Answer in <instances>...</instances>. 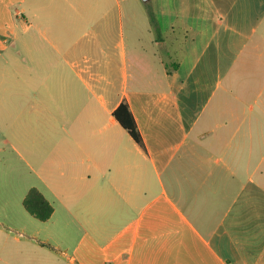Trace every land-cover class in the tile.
<instances>
[{"label": "crops", "instance_id": "crops-1", "mask_svg": "<svg viewBox=\"0 0 264 264\" xmlns=\"http://www.w3.org/2000/svg\"><path fill=\"white\" fill-rule=\"evenodd\" d=\"M20 1L31 64L0 105L30 93L35 180L0 214V262L264 264V0ZM138 6L151 50L125 35Z\"/></svg>", "mask_w": 264, "mask_h": 264}, {"label": "rangeland", "instance_id": "rangeland-1", "mask_svg": "<svg viewBox=\"0 0 264 264\" xmlns=\"http://www.w3.org/2000/svg\"><path fill=\"white\" fill-rule=\"evenodd\" d=\"M22 6L23 4L20 0H0V32L14 34V38L11 39L9 37L11 39L10 42L6 44L0 43V84L7 87H14L16 84L15 71L17 66L15 58L17 55L19 57L18 52H20V58H23L22 68L30 67L31 64L29 34L23 33L19 24H14L18 19L16 16L18 11H20L19 18H23L21 13ZM149 24L150 18L145 8L138 6L133 14L127 13L124 30L127 39L129 36L134 44H138V37H143V40L140 41L141 46L145 45L151 50L150 43H148L150 33L146 31V27ZM15 35L19 38L16 44ZM22 40L25 42L23 43ZM4 101L5 104L2 103L0 105V214H4L6 209L11 210L12 214H14L18 213L19 201L22 198L20 197L21 193L27 189V185L32 184L35 180L32 174L30 138L33 120L32 103L30 93L27 94L23 107L20 105L16 107L14 93L5 94ZM21 107L23 111L19 118L16 119L15 108L20 109ZM45 115L46 117L49 116L47 112ZM16 128L23 134L29 132L28 140L17 141ZM0 264L3 263L0 262Z\"/></svg>", "mask_w": 264, "mask_h": 264}, {"label": "trees", "instance_id": "trees-1", "mask_svg": "<svg viewBox=\"0 0 264 264\" xmlns=\"http://www.w3.org/2000/svg\"><path fill=\"white\" fill-rule=\"evenodd\" d=\"M151 22L156 23L153 14L149 13ZM114 116L119 124L128 131L131 137L139 144H142V139L138 131L135 119L131 113L129 106L126 103H122L118 109L114 112ZM24 208L33 217L41 222L48 221L54 208L51 203L43 196V194L36 188H31L23 200Z\"/></svg>", "mask_w": 264, "mask_h": 264}]
</instances>
